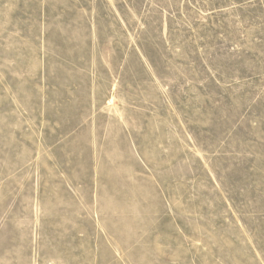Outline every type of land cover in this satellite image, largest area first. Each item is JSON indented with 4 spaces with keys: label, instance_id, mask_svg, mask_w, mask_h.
Returning a JSON list of instances; mask_svg holds the SVG:
<instances>
[{
    "label": "rangeland",
    "instance_id": "rangeland-1",
    "mask_svg": "<svg viewBox=\"0 0 264 264\" xmlns=\"http://www.w3.org/2000/svg\"><path fill=\"white\" fill-rule=\"evenodd\" d=\"M0 264H264V0H0Z\"/></svg>",
    "mask_w": 264,
    "mask_h": 264
},
{
    "label": "bare ground",
    "instance_id": "bare-ground-1",
    "mask_svg": "<svg viewBox=\"0 0 264 264\" xmlns=\"http://www.w3.org/2000/svg\"><path fill=\"white\" fill-rule=\"evenodd\" d=\"M111 102V101H110Z\"/></svg>",
    "mask_w": 264,
    "mask_h": 264
}]
</instances>
